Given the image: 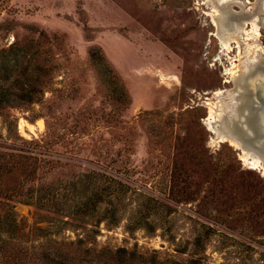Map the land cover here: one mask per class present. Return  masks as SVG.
Segmentation results:
<instances>
[{"label": "rangeland", "instance_id": "obj_1", "mask_svg": "<svg viewBox=\"0 0 264 264\" xmlns=\"http://www.w3.org/2000/svg\"><path fill=\"white\" fill-rule=\"evenodd\" d=\"M237 1L220 9L219 31L235 33L234 25L257 15L261 27L256 42L264 48V13L258 11L264 0ZM210 10L206 0H0V68L16 72L40 65L45 83L39 101L3 110L0 149L18 146L21 139L44 141L39 156L53 162L39 173L59 184L66 197L83 194L97 173L129 188L100 203L96 216L85 223L11 201L15 221L30 231L28 246L72 264H115L109 256L117 249L134 258L132 264H264V215L252 222L232 216L225 225L215 224L204 177L192 170L183 189L176 186L169 198L164 190L169 158L149 144L136 121L143 111L155 112L146 119L172 116L177 145L191 130L209 161L229 153L232 168L247 173L264 190V171L253 169L227 141H217L207 125L210 112L219 111L217 128L231 137L224 123L239 117L242 77L252 69L251 47L256 44L236 38L224 50ZM25 25L41 29L47 39ZM12 42L20 51L5 59L1 52ZM90 46L100 48L130 95L120 115L122 123H132L130 131L98 120L111 106L99 92L100 76L88 61ZM257 61L264 68V54ZM229 70H237L233 79L225 74ZM187 111L194 112L193 121H188ZM83 115L90 117L84 128L73 127ZM8 129L20 139L8 138ZM141 194L168 208L150 214L144 226H135ZM197 235L202 239L199 247L193 244Z\"/></svg>", "mask_w": 264, "mask_h": 264}, {"label": "trees", "instance_id": "obj_2", "mask_svg": "<svg viewBox=\"0 0 264 264\" xmlns=\"http://www.w3.org/2000/svg\"><path fill=\"white\" fill-rule=\"evenodd\" d=\"M31 32H37L42 40L47 39L46 33L34 25H25ZM20 47L10 43L1 55L3 58H15ZM87 58L93 69L100 76L99 92L105 102L110 104L109 110L101 112L98 120L112 129L130 131L131 122L121 121L120 115L130 103L128 94L121 77L114 71L97 46H90ZM43 68L40 65L22 71L13 72L6 67L0 68V115L9 107L27 106L40 100V88L45 84ZM188 121H193L194 112H184ZM155 112L143 111L136 115V121L141 126L149 140V144L164 152L166 166L170 168L167 177V195L176 186L186 185L188 170L204 177L208 188L205 195L213 212L212 221L215 224H226L227 219L239 216L244 222L258 220L264 215V190L245 172L232 168L230 154H220L213 162L209 161L204 153L194 143L193 132L185 134L181 145L175 143L172 128V116L160 121L146 119L147 115ZM90 117L83 115L81 120L74 122L73 127L84 128L86 120ZM145 120L147 123H145ZM80 123V124H79ZM13 130V129H12ZM8 129V138L16 135L15 131ZM18 146L10 149H0V264H72L51 255L46 250L33 249L27 245L30 231L24 230L21 223L16 222L11 211V201L28 204L34 208L52 212L80 222H86L96 216L100 203L111 195L123 189H129L120 181L97 173L93 177L91 186L83 194L66 197L59 184L42 179L39 169L42 166L51 167L52 160H44L39 155L44 150V141L24 140ZM10 139V145H13ZM184 143V144H183ZM179 159H176L177 154ZM237 172V173H236ZM63 189V188H62ZM165 192V191H164ZM182 192V191H181ZM142 195V194H141ZM204 196V197H205ZM143 201L137 205L135 226H144L147 217L159 210H165L168 205L154 197L142 195ZM169 197V196H168ZM172 198V195L169 197ZM36 230V228H34ZM194 246H201L202 239L197 235L193 239ZM117 249L111 253L109 259L115 264H132L134 258L123 256ZM122 254V255H121ZM135 260V259H134ZM133 260V261H134ZM132 261V262H133Z\"/></svg>", "mask_w": 264, "mask_h": 264}, {"label": "bare ground", "instance_id": "obj_3", "mask_svg": "<svg viewBox=\"0 0 264 264\" xmlns=\"http://www.w3.org/2000/svg\"><path fill=\"white\" fill-rule=\"evenodd\" d=\"M206 1L208 2V5H210V8H211L208 15L211 18L212 24L216 28L215 36L219 40V43H220V45H222V48L224 50L229 51L231 49L230 44L233 43L234 40H236V38H239L243 43L249 39H252L256 42L257 38L260 35V27H261L258 24L259 19H258L257 15H254L248 22L247 21L243 22L242 25H238V24L234 25L233 28L235 29L236 34L232 33V31L229 29H224V33H223L222 30H221L222 32L219 31L220 25L218 23V19L220 18V9L224 6L231 4V3H237L238 1L237 0H206ZM263 13H264V6H263ZM248 25L250 26L249 29H247ZM236 43H238V45L236 46L237 47L236 49L238 50V52L240 54V52H241L240 43L237 41H236ZM257 43L258 42H256V44L253 46V48L251 47V51H252V52L250 51L251 56H252L251 60H250L251 63H255V61L258 60V55L260 54V52H264V48L259 46V44H257ZM240 69L241 70L245 69V66L243 65V67H240ZM225 74L229 75L230 78L233 79L237 75V70H229ZM220 93H221V91L220 92L218 91L215 95H218ZM221 111H222V109H221ZM220 114H221V112H219V111L218 112H215V111L210 112V114H209L210 116L207 120L208 128L216 136L217 141H219V142L227 141L231 146H233L234 148H236L240 151L242 159L244 161H246L248 164H250L253 169H258V170L264 171V160L261 157H257L251 151L246 150L245 147L241 146L239 144V141H237L236 139L225 138L224 134L219 132L216 122L218 121V119H219L218 116H220ZM39 124H40V121H39ZM263 149H264V144H262V146H260L259 150L262 151Z\"/></svg>", "mask_w": 264, "mask_h": 264}, {"label": "water", "instance_id": "obj_4", "mask_svg": "<svg viewBox=\"0 0 264 264\" xmlns=\"http://www.w3.org/2000/svg\"><path fill=\"white\" fill-rule=\"evenodd\" d=\"M252 66L254 65L251 64ZM239 117L237 119L227 120L224 127H227L231 137L240 141L245 147L256 150L264 160V149L260 152V140L264 141V129L257 124V110L253 104L241 103L238 105Z\"/></svg>", "mask_w": 264, "mask_h": 264}, {"label": "flooded vegetation", "instance_id": "obj_5", "mask_svg": "<svg viewBox=\"0 0 264 264\" xmlns=\"http://www.w3.org/2000/svg\"><path fill=\"white\" fill-rule=\"evenodd\" d=\"M259 6L258 11L263 15V8L260 7L259 9ZM239 17H243V14L239 15ZM249 17L242 18V20L248 19ZM242 20H240L238 23H240ZM260 54L263 55L264 52H260ZM254 64L255 66H252V69L242 77V90L239 91L241 101L239 102V104H241L242 102L253 104V106H255L257 110V124L259 125V127L261 126L264 129V68L259 63V61H255ZM260 142L262 146V144H264V141L260 140Z\"/></svg>", "mask_w": 264, "mask_h": 264}]
</instances>
